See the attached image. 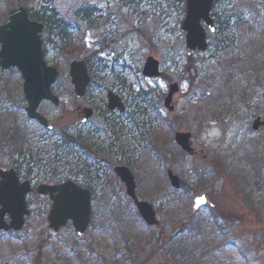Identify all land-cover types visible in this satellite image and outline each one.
<instances>
[{"label":"rangeland","instance_id":"1","mask_svg":"<svg viewBox=\"0 0 264 264\" xmlns=\"http://www.w3.org/2000/svg\"><path fill=\"white\" fill-rule=\"evenodd\" d=\"M26 3L36 12L55 9L72 39L63 53L54 43L47 47L46 60L60 73L53 91L61 106L44 103L39 113L55 125L65 109L79 104L96 109L98 116L83 131L107 132L97 144L104 164L100 173L94 167L86 182L92 192V218L83 238L76 236L71 223L58 237H49L46 217L51 203L35 194L28 200L31 215L23 230L0 234V264H78L88 257L105 264H264V128H252L258 118L264 121V0H221L213 18L217 22L225 15L222 21L228 24L215 23L220 30L208 35L207 52L191 57L181 32L185 1L4 0L0 21ZM10 5L14 7L7 9ZM81 9L92 13L90 24L75 17ZM149 57L159 62L160 78L143 76ZM73 61H85L89 67L92 83L84 101L76 99L71 84ZM18 78L0 75V167L10 165L9 137L2 133L18 131L28 137L27 159L40 161L33 171L37 183L69 174L72 168L79 171L84 156L79 149L73 150L76 156L69 162L48 160L55 135L61 132L57 128L54 135L40 139L44 132L27 118ZM174 84L179 93L176 109L169 113L164 101ZM108 92L123 99L131 114L139 109L148 113L149 121L141 130L134 120L119 123L115 132L120 142L113 149L109 132L114 130L104 123ZM213 125L220 135L205 139ZM179 132L192 135V155L175 142ZM86 159L88 165H97L93 158ZM128 162L139 199L156 212V227L146 226L113 172ZM168 171L179 177V190L171 186ZM72 179L83 184L78 177ZM201 195L209 203L194 215V199ZM195 225L198 230L190 234L187 228ZM180 233L185 248L194 252L185 262L161 242L162 235L167 240Z\"/></svg>","mask_w":264,"mask_h":264},{"label":"water","instance_id":"2","mask_svg":"<svg viewBox=\"0 0 264 264\" xmlns=\"http://www.w3.org/2000/svg\"><path fill=\"white\" fill-rule=\"evenodd\" d=\"M215 0H186L185 19L181 26V32L186 34V54L188 57L196 53L205 54L208 50V33L214 34L216 27L211 13ZM43 26L29 20L28 11L21 7L10 12L7 25L0 26V66L6 71L17 68L24 78V94L28 104L27 117L31 121L38 122L44 129L51 131L53 128L48 120L39 114V107L43 102L59 105V99L51 90L60 77L56 67L49 66L44 58ZM69 76L72 80L77 98H83L90 83L88 67L84 61H73L69 67ZM143 76L149 79L161 77L160 64L152 57L146 59ZM179 93L178 85H170L169 93L164 106L169 113L176 109L175 100ZM110 111L123 107L119 98L109 94ZM91 117V111L86 112V119ZM253 130L264 128V121L258 118L253 124ZM175 142L182 150L192 155L194 153L192 135L190 133H176ZM115 173L125 185L127 196L132 200L141 219L147 227L159 225L156 212L149 203L140 201L137 196V184L132 173L125 167L115 169ZM171 186L179 190L181 181L172 171H168ZM0 232H21L26 219L30 216V210L26 197L32 192L29 182L20 184L14 171H0ZM38 195L49 197L52 202L51 210L47 216V233L50 237H58L60 231L69 223L75 230L78 238H83L89 229L92 217V195L90 191L79 187L74 182H66L59 186H41ZM205 203L196 207L194 199L193 214L209 201L205 195H201Z\"/></svg>","mask_w":264,"mask_h":264},{"label":"flooded vegetation","instance_id":"3","mask_svg":"<svg viewBox=\"0 0 264 264\" xmlns=\"http://www.w3.org/2000/svg\"><path fill=\"white\" fill-rule=\"evenodd\" d=\"M27 11H28V15H29V20L31 22H34V23H37V24H41L43 26L42 41H43L44 58L46 60L47 47L49 46V44L54 43V32H55V27H56L55 21L53 19H50V15L49 14H47V15H45V14L37 15V14H35L36 11H34V10L28 8V7H27ZM9 15H10V13H8V15L6 16V18L4 20L0 21V26H4V25L8 24ZM211 17L213 19V22L215 23V20L213 18L214 17L213 12L211 14ZM84 22H87V21H84ZM215 27H216V31H215V33L213 35H215L218 32L216 24H215ZM1 49H2V46L0 45V52H1ZM46 62H47V60H46ZM47 64H48V62H47ZM87 67H88V65H87ZM11 73L15 74V75H17L19 77L18 81L20 83H19L18 95L23 100H25L24 78H23V75L21 74V72L17 68H10L9 70L4 71L1 68V66H0V75H4L5 76L6 74H11ZM88 73H89V76H90L89 67H88ZM6 82L8 83L9 80H7ZM91 83H92V78L90 76V83H89V85H88V87L86 89V92H85V95H84L83 98H77L76 93H75V89H74V94H75L76 99L84 101L88 97V92L90 90ZM71 84H72V80H71ZM54 86L55 85L52 86L51 90H52L53 94L55 95V93L53 91ZM73 88H74V86H73ZM110 93L120 99L121 105L123 107V112H121L119 109H115L114 111H110L108 109V106H109L108 97H109ZM58 99L60 101L58 106H55L53 103H50V102H43L42 104L48 103V104L53 105L57 109H60L61 99L59 97H58ZM82 101H81V103H83ZM25 102H26V100H25ZM41 105H40V107H41ZM27 107H28V104H27ZM87 111H91V117L89 119H86V112ZM136 111L137 112H135V113L133 112L131 114L129 106L127 105V103L123 99H121L118 95H116L113 92H108V94H107V104H106V113L108 114V116H105L104 123H105L107 129H110V130L113 129L114 130V131H111V133L109 132V134H110L109 135V137H110L109 141L111 143L110 144V148L111 149H113L114 146L118 142H120V139L118 137V133L115 132L116 128L119 126V123H122V122L124 123L126 120L127 121H133L134 120L135 126L138 129H140V130L141 129H145L149 125V121L146 119V116H147L148 113H146L145 111H140V109L136 110ZM5 113H9V112L7 111ZM97 116H98V112L96 111V109H93V108L88 107V106L83 105V104H79L76 107V109H65L63 114H62V116L60 117V120L55 125L53 123H51L46 118L48 120L49 124L53 128L51 131H47L38 122L33 121L34 123H36L38 125L39 129L44 132L43 133L44 135H42L41 138L38 137L41 140H44L45 138H48L51 135H54V132L56 131L57 128L60 130L61 133L58 134V135H55V136H57L56 137L57 141H56V143H54L52 145V148L56 144H58V145L61 144V140L64 137L67 138L68 141L73 144V148L69 147L70 149H68V154H69L68 156H64V157L61 156V157H58L56 159H53V157H54L53 154L54 153H51V151H50V154H52L53 157H49V155H48V160L50 161L51 164L62 163V162H65V161L69 162V157L72 154H74L76 156V153L73 152L74 149H79L84 154V156L82 157L84 160L80 159V161H79V164H80L79 166L81 167L79 171H78L77 168H72V170L69 172V174H65V175L54 174V175L51 176V179H49L47 182H44V183H41V182L37 183V177L35 175H33V171L35 169L34 167H36V166L39 167L40 161H37L34 158L33 159H27L26 153H24V149L28 145V143L24 144L22 149H20V150H13L11 148V146H9L8 143H7V148H6L7 149V153H8V157L7 158L10 160V165H9V167H5V168L0 167V171H4V172L14 171L16 173L18 181H19V183L21 185L26 183V182L30 183L32 192L29 195H27V197H26V202H27V205H28L29 209H31V208L29 206L28 200H29V198L34 197L35 194L38 197L42 198V199H46L47 198L48 201L51 203V207H52V202L49 200V197H44V196L38 195V189L41 186L54 187V186L62 185L64 183H66V182H72L73 181V182H77V184L81 188L90 191L88 189L87 184H86V182L88 180H90L89 172L91 170H93L94 167H96L95 173H100L103 170L102 167H101V164H104L102 162L103 149H100L101 147H98L97 144L102 141V138H100V135L102 133H107V132L104 131V130H101L99 128H96L93 131H88V132H84L83 130L85 129V127H87L89 124H91L93 122V120ZM134 116H137L138 119L135 118ZM137 120H140L141 123L140 122L137 123ZM141 120H143V121H141ZM146 120H147V122H146ZM152 124H153V122L151 121L150 125H152ZM161 125H162V120H161ZM159 126H160V124H159ZM159 126L157 128H159ZM121 131L122 130L120 129V132ZM1 151H2V149L0 147V154H1ZM112 155H113V157L118 156V154H115V153H112ZM86 157H88L89 159L93 158L95 160L93 164L96 163L97 165H93V167L91 165H88L89 160L86 159ZM55 160H56V162H55ZM129 165L130 164L128 162L126 165H118V166L114 167L113 172H114L115 176L119 180H120V178L115 173V169L119 168V167L127 168L132 173V175L134 177V174H133V172H132V170H131ZM23 167H28V170L24 171ZM75 171L80 173L79 177L76 175L77 173H75ZM73 176L74 177H78V179H81L83 181V184L79 183L78 181H74L72 179ZM97 179H99V178L97 177ZM134 179H135V177H134ZM0 181H1V179H0ZM120 182H121V180H120ZM124 187H125V185H124ZM125 191H126V187H125ZM136 192H137V190H136ZM90 193L92 195L91 191H90ZM126 196H127V191H126ZM129 200H131V199L129 198ZM50 210H51V208H50ZM50 210H49V212H50Z\"/></svg>","mask_w":264,"mask_h":264},{"label":"trees","instance_id":"4","mask_svg":"<svg viewBox=\"0 0 264 264\" xmlns=\"http://www.w3.org/2000/svg\"><path fill=\"white\" fill-rule=\"evenodd\" d=\"M1 2H3L4 0H0ZM181 2H184L185 0H180ZM221 0H216L215 4H218ZM27 2V1H26ZM12 7H14L13 5H10V7H8L7 9H11ZM25 7H28V3L25 4ZM35 14L40 15V14H49L50 15V19H53L55 21V32H54V45L57 46L59 45V47L57 48L60 52H64L66 49L71 47V43H72V39L71 36L68 35V27L66 25V23L63 20L57 19L59 17V15L56 13L55 9H50V8H44L41 9L40 11L35 12ZM91 12L88 10H84L81 9L78 13L75 14V17L79 18L82 21H90V17H91ZM261 14H258L257 19L260 18ZM227 17L225 15H223V17H219L217 22V25L220 26H224V24H228L227 22H223L222 19H226ZM256 18V17H255ZM259 21L255 20V22ZM90 24V22H89ZM217 30L219 31L220 28H217ZM251 30H253V28H251ZM211 39L214 40V37H212ZM222 43V42H220ZM261 54L264 53L263 51H260ZM70 54L75 55V52H71ZM163 121V120H162ZM163 124V123H162ZM160 126H162L160 124ZM159 126V127H160ZM3 138L4 137H9V142L8 145L11 146V148L13 150H20L22 149L24 144H27L28 142V137H26V135H22L20 134V132L18 131H13L12 133H2ZM71 144V145H70ZM62 145V146H61ZM69 147L73 148V144L71 142L68 141L67 138H63L61 140V144H56L52 150L51 153H54V157L51 155V157H53V159H56L58 157L61 156H68V149H70ZM62 157V158H63ZM56 162V160H55ZM77 176H80L79 172H76ZM41 215H38V217H40ZM187 227V225H186ZM190 227V226H189ZM187 230L190 232V234L192 233H196V231L198 230L196 225L195 227L192 226L189 229L187 228ZM181 235V233H180ZM180 235H175L174 237L168 238L167 240L164 238V235L161 236V242H162V246H165V249H167L168 252H176L178 254L177 257H179L182 262H185L186 259L188 257H192L194 256V252H189L184 245L183 240H180ZM16 237H18V235H16ZM83 259V258H82ZM105 264V261H103V259H91L90 257H88V261L85 260V262L82 263V261H78V264Z\"/></svg>","mask_w":264,"mask_h":264},{"label":"clouds","instance_id":"5","mask_svg":"<svg viewBox=\"0 0 264 264\" xmlns=\"http://www.w3.org/2000/svg\"><path fill=\"white\" fill-rule=\"evenodd\" d=\"M219 135H220V132H219L218 128L213 125L212 127L206 129V131L204 133V138L205 139H212V138L218 137Z\"/></svg>","mask_w":264,"mask_h":264},{"label":"snow or ice","instance_id":"6","mask_svg":"<svg viewBox=\"0 0 264 264\" xmlns=\"http://www.w3.org/2000/svg\"><path fill=\"white\" fill-rule=\"evenodd\" d=\"M185 87H187V85H185ZM203 203H205V199L203 197H199L196 201V207L199 208Z\"/></svg>","mask_w":264,"mask_h":264}]
</instances>
